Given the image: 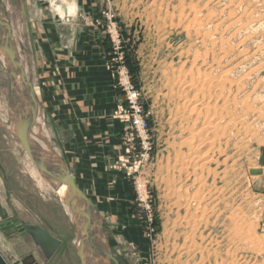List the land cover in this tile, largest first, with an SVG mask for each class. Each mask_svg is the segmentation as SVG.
Segmentation results:
<instances>
[{"label":"rangeland","instance_id":"rangeland-1","mask_svg":"<svg viewBox=\"0 0 264 264\" xmlns=\"http://www.w3.org/2000/svg\"><path fill=\"white\" fill-rule=\"evenodd\" d=\"M27 1L26 32L19 0H0V13L12 25L21 63L26 73L33 75L35 84L36 61L33 58L30 61L25 38L28 50L33 52L32 28L40 19L36 12L74 6L78 9L76 16L54 17V22L66 45H74L90 29L101 30L99 45L110 69L115 112L125 103L122 80L125 73L140 94L149 126V157L142 158L144 152L139 145L136 152L127 155L121 137L123 155L119 163L110 165L109 171L123 174L129 180L131 205L128 211L98 209L104 218V234L111 253L118 263L264 264V178L250 174L251 170H262L264 174V0H89L99 11L98 20L86 15L87 0ZM239 53L242 54L232 66L246 60L238 67L237 75L246 79L245 94L255 90L251 97L255 113L248 118L245 131H233L236 135L222 141V155L215 151L219 166L217 162L212 164L217 173L212 208L220 204L226 228L222 221L208 231L202 225L199 231L207 237L206 241L197 238L188 243L190 254L180 257L178 248L184 244L178 236L182 230L176 227L177 211L167 181L182 139L176 118L180 116L177 111L184 106L174 82L179 77L188 81L199 77L191 72L197 57L196 61L202 64L214 57L222 60L223 55L232 59V54ZM9 98L10 80L0 58V224L18 218L25 224L50 230L64 243L46 260L30 236L6 230L0 231V253L8 264L18 260H26L28 264H80L77 234L68 212L48 183L45 191L39 188L30 172L26 152L8 130ZM115 112L113 117L120 122ZM42 121L47 145L63 158L61 135L43 111ZM136 141L138 144L139 140ZM213 181L211 178L208 183ZM90 198L92 201L98 197ZM215 217L205 220L214 223ZM234 224L239 225L233 228ZM250 227L256 229V238L248 244L246 236L254 235ZM235 235L244 239V243L236 241Z\"/></svg>","mask_w":264,"mask_h":264},{"label":"crops","instance_id":"crops-1","mask_svg":"<svg viewBox=\"0 0 264 264\" xmlns=\"http://www.w3.org/2000/svg\"><path fill=\"white\" fill-rule=\"evenodd\" d=\"M25 2L27 9L29 2ZM87 2L86 15L98 20L99 11ZM77 10L72 6L36 12L42 21L34 22L32 28V58L37 69L36 84L31 75L33 86L44 116L61 135V156L78 187L89 199L98 197L92 201L102 211H128L130 182L123 174L109 171L110 165L119 163L123 155L124 127L113 117L115 95L110 69L99 45L101 30L90 29L74 45H66L54 22V17L76 16ZM256 177L264 178V174Z\"/></svg>","mask_w":264,"mask_h":264},{"label":"bare ground","instance_id":"bare-ground-1","mask_svg":"<svg viewBox=\"0 0 264 264\" xmlns=\"http://www.w3.org/2000/svg\"><path fill=\"white\" fill-rule=\"evenodd\" d=\"M197 46L198 45H196V47ZM241 54L242 53L238 55L232 54V59H230L228 55H223V58L220 56L222 60H217V58L214 57L212 60L208 59L202 64L196 61L198 60L197 57L195 58L196 60L194 61L191 72L199 77L197 79H190V81L186 78L180 79L179 77V80L176 78L177 80L174 82V86L178 88V95L183 101L184 106L183 109L181 108L177 111L180 112V116L176 118V121L179 123L177 129L182 139L178 144V152L174 157V165L171 172L168 174L167 181L174 199L173 206L177 211L176 227L182 230V235L178 236L180 240L183 238L184 244L181 248H178L179 252H181L180 257L190 254V251H188L189 247H186L188 243L194 242L197 238H200L203 242L206 241L207 237L199 231L202 225H204V229L208 231L209 228H213L214 225L218 226L221 221L223 223L225 220V214L220 212V204L212 208L213 200H215L214 192L216 191L213 186H215L217 179V173L212 169V164L217 162L214 157L215 151L218 150V154L222 155L224 153V150H222V141L226 139L227 136L236 135L233 134V131H237L238 133H241L242 130L245 131L246 129H244V126L248 118L252 117L251 115L255 113V101L251 98L253 96L252 94H255V90H252V93L245 94L248 90V88H246V79L244 77H238L237 75L238 67L244 65L246 60L237 66H232L234 59ZM244 56L248 58L247 53H245ZM0 58L2 59L1 54ZM232 127L234 130L230 132ZM45 135L46 129H44L42 119L40 118L34 128L32 140L42 148L47 161L53 162L52 160H54V157L51 156L52 151L50 146L47 145L48 143ZM26 158L28 160V166L31 169L30 172L37 181V185L42 191H45V188L49 187L47 182L40 176L27 153ZM217 166H219V162H217ZM211 178H213L214 181L212 184H209L208 180ZM58 195L61 200H63L61 201L62 205L68 212L67 214H69L70 219L75 220L74 216H71L72 211L69 209L64 199L66 190L61 189ZM218 201L220 202V199ZM210 208H212V210H210ZM96 209L100 214L97 207ZM214 215L216 216V221L214 223H212L210 219L207 221L205 220ZM100 216L102 220H104L101 214ZM238 225L239 224H234L233 228ZM223 226L226 228V221ZM76 227L79 230L77 224ZM249 230L254 234L253 236H246L249 237L247 239L248 244H251L256 238V229L250 227ZM103 231L102 234H100L101 245L103 249L109 251L110 242L103 234ZM237 233L239 235H244L240 231ZM239 235H235L234 238L236 241L239 243L242 242L243 244L244 239ZM76 237L75 243L78 246L81 237L78 232ZM91 261L92 264L97 263L94 259ZM102 264H113V262L106 257Z\"/></svg>","mask_w":264,"mask_h":264},{"label":"water","instance_id":"water-1","mask_svg":"<svg viewBox=\"0 0 264 264\" xmlns=\"http://www.w3.org/2000/svg\"><path fill=\"white\" fill-rule=\"evenodd\" d=\"M22 10V24L26 32V2L19 0ZM30 61L32 52L28 50ZM0 54L1 62L8 73L10 80V98L8 101L9 131L14 134L36 167L40 176L47 182L58 195L61 189L66 190L65 201L72 211L75 220H71L75 226L76 234H80L77 247L80 264H102L107 257L114 264H119L111 251L102 248L100 234L103 231V220L95 205L78 188L75 177L68 169L64 160L51 148L54 157L53 162H48L42 148L32 140L34 128L38 120L42 119V106L37 98L31 75L26 73L20 59L19 49L14 40L10 21L0 13ZM252 176H260L262 170H251ZM59 197V195H58ZM60 198V197H59ZM61 200V198H60ZM63 201V200H61ZM79 226V230L76 227ZM16 229L21 236H30L45 256L50 260L62 247L61 240L54 237L47 229L40 225H28L18 218L8 220L0 224V231ZM104 234V231H103ZM105 235V234H104ZM106 237V236H105ZM17 261L14 264H25ZM0 264H8L0 253Z\"/></svg>","mask_w":264,"mask_h":264},{"label":"built area","instance_id":"built-area-1","mask_svg":"<svg viewBox=\"0 0 264 264\" xmlns=\"http://www.w3.org/2000/svg\"><path fill=\"white\" fill-rule=\"evenodd\" d=\"M124 75L122 80L123 89L126 93L125 103L117 108L115 116L124 125L125 135H123V140L126 154L129 155L134 151L136 152V148L139 145L144 152L142 158L145 157L146 160L149 157L148 122L144 116L140 94L131 85L127 74L125 73ZM137 139L139 140L138 144H136Z\"/></svg>","mask_w":264,"mask_h":264},{"label":"flooded vegetation","instance_id":"flooded-vegetation-1","mask_svg":"<svg viewBox=\"0 0 264 264\" xmlns=\"http://www.w3.org/2000/svg\"><path fill=\"white\" fill-rule=\"evenodd\" d=\"M12 220V219H11ZM11 230H13V232H15V233H17V230L16 229H11ZM19 262H23L24 260H18ZM26 261V260H25ZM25 264H28L27 262H25ZM31 264V263H30ZM32 264H35V262H33Z\"/></svg>","mask_w":264,"mask_h":264}]
</instances>
